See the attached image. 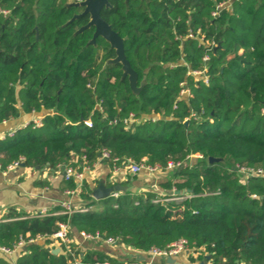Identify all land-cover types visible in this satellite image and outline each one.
I'll list each match as a JSON object with an SVG mask.
<instances>
[{
    "label": "trees",
    "instance_id": "trees-1",
    "mask_svg": "<svg viewBox=\"0 0 264 264\" xmlns=\"http://www.w3.org/2000/svg\"><path fill=\"white\" fill-rule=\"evenodd\" d=\"M77 1L0 0L8 12L0 14V124L44 113L41 126L0 140V170L21 159L41 171L91 169L107 152L119 164H180L159 188L164 198L183 190L188 198L153 203L155 193L129 192L95 201L84 183L86 213L19 220L26 215L10 211L0 247L34 240L13 264H142L93 250L72 257L61 245L53 254L50 238L68 224L144 256L183 240L191 264H264V178L236 170L264 169V0H109L101 18L126 38L137 85L148 69L138 96L120 65H105L115 56L108 44L86 47L93 28L73 36L87 16L65 26L81 11L68 7Z\"/></svg>",
    "mask_w": 264,
    "mask_h": 264
},
{
    "label": "crops",
    "instance_id": "crops-1",
    "mask_svg": "<svg viewBox=\"0 0 264 264\" xmlns=\"http://www.w3.org/2000/svg\"><path fill=\"white\" fill-rule=\"evenodd\" d=\"M43 116V112L30 115L21 114L18 119L4 122L0 124V137L13 135L31 120L42 119ZM170 172L169 170H163L150 174L146 171H141L137 176L132 177L126 170H120L118 173L113 174L111 167L106 162L98 160L91 169L84 171V183L90 190L96 187L100 181H103L106 186H108L107 183L110 185L118 183L131 188V194L151 192L155 193L158 196V200H160L166 194L159 188V185L170 179ZM66 192L61 169L41 171L20 165L12 170H0V221L10 211L29 216L45 210L57 216L63 211L62 203H69L74 208L83 207L84 203L80 200L78 194L70 196ZM114 198L116 197L114 196ZM54 209L58 210L52 211ZM70 232L72 234L70 235L69 233L71 245L78 248L81 252L93 250L109 258L124 262L129 261L136 255L135 252L124 246L115 245L109 247L102 242H88L83 240L79 233H72L71 230ZM50 241L51 244L47 248L52 251L57 250L59 253L60 244L52 238H50ZM24 249L25 247L19 249L11 256L0 254V258L6 257L13 264L19 253L24 251ZM174 259L178 264H191L185 255H179ZM193 264H199V262Z\"/></svg>",
    "mask_w": 264,
    "mask_h": 264
},
{
    "label": "built area",
    "instance_id": "built-area-1",
    "mask_svg": "<svg viewBox=\"0 0 264 264\" xmlns=\"http://www.w3.org/2000/svg\"><path fill=\"white\" fill-rule=\"evenodd\" d=\"M0 14L6 16L8 14V12L0 10ZM192 74L194 76H203V72H194ZM203 81L205 84H207V82H208L206 77H203ZM181 95L182 96H188L189 95L188 90H182ZM130 118L132 120V117H130ZM41 121H42V119H35V120H31L30 122L32 124H34L36 127H39V126H41ZM84 125L87 127H90L91 123L89 121H86L84 123ZM10 136H12V135H9V137ZM3 138L4 137L1 136L0 140H2ZM196 158H200V156H196ZM99 161H104L107 164L109 162H111L112 163L111 164L112 165L111 170H112L113 174L118 173L120 170H126L129 175L134 177V176H137L141 171H146L150 174L162 171V169L158 166L151 167V166H147V165H143V164H136V163L132 162L131 160H127V161H125V163L119 164L117 159H110V156L107 152H102L100 154ZM21 164H23V159H21L20 161L15 162L12 165H10L7 168V170L15 169V168L19 167ZM179 166H180V164L174 165L172 163H168L165 170L172 171L174 168L179 167ZM56 169H61V172L63 175V180L65 182L73 181L75 183L76 188L74 190H68L66 192L67 195L72 196L75 194H79V192L82 188V185L84 184V171H87L90 168L88 166H85L82 163L81 170H79L76 167H72V166H68V165H60ZM236 170H237L238 174L244 180L247 178H258V177L264 178V169L237 168ZM115 197H117V196H115ZM185 198H188V197L181 196V195L180 196L172 195L170 198H164L163 197L160 200L153 201V203L177 202V201L184 200ZM62 209H63V211L60 215H72V214H76V213L83 214V213L87 212L86 208H84V207L74 208V207H71V205L69 203H62ZM54 215H56V214H52V213H49L48 211L43 210V211H40L38 213H33L29 216H24V217H21L18 219L19 220H25V219H29V218H42V217H49V216H54ZM69 233H70L69 225L68 224H62L59 226V230L56 233H54L51 236V238L54 239L55 241H57L61 246H63L65 248V251L67 254H70L72 257H74L75 252H77L79 249L75 248L71 245ZM79 236L85 241L102 242L103 244H105L106 246H109V247L117 245V242L115 239H107V240L102 241L98 236H91V235H87L84 233H79ZM33 242H34V240H28L26 242L23 240H20L13 249H7V248L0 247V254L4 255V256H11V255L15 254L19 249H22L27 244H30ZM71 247H73L75 249L71 250ZM190 252H191V250L187 247L186 242L181 240V241H178L176 243H173L166 250H158V249L152 248L148 251L147 255H145V256L142 254L136 253V252L135 253H136V255H142V256L146 257L147 261L143 262L142 264H152L154 261H157V260L158 261L159 260L164 261L167 258H176L179 255L187 256ZM72 264H80V263H79V260L74 257Z\"/></svg>",
    "mask_w": 264,
    "mask_h": 264
},
{
    "label": "water",
    "instance_id": "water-1",
    "mask_svg": "<svg viewBox=\"0 0 264 264\" xmlns=\"http://www.w3.org/2000/svg\"><path fill=\"white\" fill-rule=\"evenodd\" d=\"M129 0H125V4H128ZM148 2V0H144ZM68 7H80L83 8L82 14L79 16L73 17L71 20H69L65 26H67L72 21L76 20L77 18L88 15L89 20L85 27L80 28L77 30L73 36H76L80 34L85 29H89L90 27L94 28V34L90 42H88L87 45H95V41L97 38L102 39L106 44L109 45L110 50L114 51L115 57L110 61L109 63L113 65H120L122 76L121 79L127 78L129 88L133 95L138 96L142 88L146 84V74L148 69H146L143 72V79L137 85L138 83V75L135 71H133L125 57L124 53V42L126 41V38H121L118 33L114 32L110 25H108L106 22H104L101 18V11L105 8H109V0H82L78 3H72L68 5ZM219 160L209 158L208 162L213 163L217 162ZM22 167H24V164H21ZM131 192V188L122 186L121 184L115 183L110 186H106V184L103 181L98 182L97 186L91 189V197L95 201H100L106 198H113L114 196L118 194H125ZM189 193V191L183 190L181 193L178 191L173 192V195L180 196L185 193ZM53 254H57L58 251L55 250L52 252ZM136 261L138 262H146V257L142 255H136L134 256ZM208 259V258H207ZM156 262V261H154ZM153 262V263H154ZM166 264H178L174 258H167L164 260ZM200 264H205L204 262H201Z\"/></svg>",
    "mask_w": 264,
    "mask_h": 264
},
{
    "label": "flooded vegetation",
    "instance_id": "flooded-vegetation-1",
    "mask_svg": "<svg viewBox=\"0 0 264 264\" xmlns=\"http://www.w3.org/2000/svg\"><path fill=\"white\" fill-rule=\"evenodd\" d=\"M80 1H82V0H79V1H77V2H75V3H78V2H80ZM140 1H144V0H140ZM145 2H146V1H145ZM109 4H110V3H109ZM75 8H79L81 11H80L79 14L74 15L73 17H75V16H79V15L82 14V12H83V8H80V7H75ZM111 8H112V6L110 5V7H109V8H106V9H111ZM103 10H105V8H104ZM84 16H87V23H88L89 16H88V15H84ZM84 16H81V17H79V18H77V19H80V18H82V17H84ZM73 17H72V18H73ZM77 19H76V20H77ZM86 25H87V24H86ZM86 25H85V26H86ZM85 26H83V27H85ZM81 28H82V27H81ZM90 28H93V27H90ZM79 29H80V28H79ZM79 29H77V30H79ZM77 30H76V31H77ZM85 30H86V29H85ZM76 31H75V32H76ZM75 32H74V33H75ZM82 32H83V31H82ZM82 32H81V33H82ZM81 33H80V34H81ZM93 34H94V28H93L92 37H93ZM92 37H91V39H92ZM91 39H90L88 42H90ZM97 39H98V38H97ZM97 39H96V40H97ZM88 42H87V44H88ZM95 43H96V41H95ZM87 44H86V47H87V46H90V45H87ZM91 46H95V45H91ZM109 50H110V47H109ZM111 51H112V50H111ZM113 52H114V51H113ZM114 55H115V53H114ZM114 57H115V56H114ZM113 59H114V58H113ZM110 61H112V59H110L109 61H107L105 65H112L111 63H109Z\"/></svg>",
    "mask_w": 264,
    "mask_h": 264
},
{
    "label": "rangeland",
    "instance_id": "rangeland-1",
    "mask_svg": "<svg viewBox=\"0 0 264 264\" xmlns=\"http://www.w3.org/2000/svg\"><path fill=\"white\" fill-rule=\"evenodd\" d=\"M153 201H155V200H153ZM177 202H179V201H177Z\"/></svg>",
    "mask_w": 264,
    "mask_h": 264
}]
</instances>
